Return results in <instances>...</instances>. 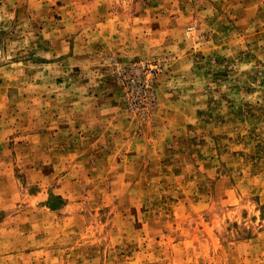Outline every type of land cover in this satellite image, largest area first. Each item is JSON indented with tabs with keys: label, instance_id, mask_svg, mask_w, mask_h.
<instances>
[{
	"label": "rangeland",
	"instance_id": "1",
	"mask_svg": "<svg viewBox=\"0 0 264 264\" xmlns=\"http://www.w3.org/2000/svg\"><path fill=\"white\" fill-rule=\"evenodd\" d=\"M0 264H264V0H0Z\"/></svg>",
	"mask_w": 264,
	"mask_h": 264
},
{
	"label": "crops",
	"instance_id": "2",
	"mask_svg": "<svg viewBox=\"0 0 264 264\" xmlns=\"http://www.w3.org/2000/svg\"><path fill=\"white\" fill-rule=\"evenodd\" d=\"M128 40V43H127V46H131L133 44V39H127ZM105 41L107 42V44L110 45V47L114 46L115 49L119 48L123 51V47H120V42L119 39H105ZM131 49V47H130ZM134 51H137V49H135V47H133L132 50H126V53L131 56V54L134 53ZM125 57V56H124Z\"/></svg>",
	"mask_w": 264,
	"mask_h": 264
}]
</instances>
